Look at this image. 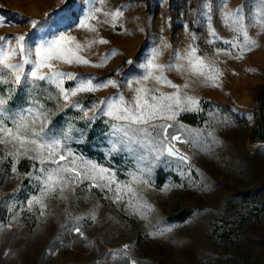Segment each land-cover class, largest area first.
<instances>
[{"label": "rangeland", "instance_id": "1", "mask_svg": "<svg viewBox=\"0 0 264 264\" xmlns=\"http://www.w3.org/2000/svg\"><path fill=\"white\" fill-rule=\"evenodd\" d=\"M225 2L230 9L241 8L246 20L261 5L259 0H211L213 26L222 38L231 39L221 18ZM200 4L201 0H108L112 10L128 6L122 17L126 31L100 25L99 35L109 43L97 44L83 55L99 63L109 50L118 54L103 67L59 65L64 72L93 76L97 81L117 79L123 85L124 80L142 75L139 65L162 40L171 47L163 51L160 62L168 63L174 51H183L192 42L189 32L195 33L200 54L216 60L223 74L219 87L191 78L192 87L185 91L199 99V110L180 111L174 121H167L188 130L178 134L192 142H174L187 162L168 155L151 162L150 172L143 175L148 184L134 185L138 198L150 209L141 207L134 213L128 207L129 197L114 202L113 192L89 189L86 181L74 193H65L67 199H48L43 215L38 207H27L31 196L39 194L36 181L24 177L34 171L33 161L27 162L26 169L17 165L20 175L12 174L7 162L0 164V264H131L132 260L137 264H264V141L251 137L264 130V32L256 26L249 29L258 47L243 59L217 57L215 49L226 46L209 44L207 23H194ZM89 7L90 0H0V36L26 34L33 47L61 34L84 41L95 36L79 28ZM30 21L38 22L36 28ZM167 75L175 84L185 83V76ZM72 84L67 81L65 87ZM123 90L131 98L132 93ZM116 91L82 93L77 99L90 105ZM48 106L53 112L68 110L63 105L56 108L51 101ZM185 114H194L197 123L184 121ZM79 115L66 116L49 127L58 131ZM78 120L73 121L77 127ZM108 133L109 129L104 138L86 143L89 151L82 141L70 147L127 183L129 173L139 174L138 161L127 152L110 153ZM159 171L165 181L157 186ZM182 209L191 210L184 220L168 218ZM93 212L95 220L89 218ZM76 226L86 239L72 230ZM125 245L129 246L127 256L114 255L122 253Z\"/></svg>", "mask_w": 264, "mask_h": 264}, {"label": "snow or ice", "instance_id": "2", "mask_svg": "<svg viewBox=\"0 0 264 264\" xmlns=\"http://www.w3.org/2000/svg\"><path fill=\"white\" fill-rule=\"evenodd\" d=\"M259 3L261 7L258 12L247 20L241 8L233 10L224 3L222 23L232 33L231 39H224L213 26L211 0H201L194 23H207L209 44L220 42L226 46L215 49L217 57L223 54L243 59L246 53L258 47L249 29L256 26L260 32H264V0H259ZM125 7L128 6L112 10L108 7V0H90L89 10L79 28L95 36L84 41L70 34H61L33 47L26 34L12 38L0 36V164L7 162L11 173L20 175L17 165L21 159L33 161L34 171L25 173L24 177L36 181L39 194L27 201L29 210L36 206L43 215L48 199H67L65 193H74L86 181L89 189L100 188L113 192L114 202L129 197L128 207L133 208L134 213L139 212L141 207L150 209L146 201L142 202L138 198L139 193L134 185L148 184L143 175L150 172L151 162L163 155L178 157L182 162L188 160L174 143L192 142L178 134L181 129L185 132L188 130L167 121H174L180 111L199 110V99L185 91L192 87L191 78L199 79L205 85L219 87V79L223 74L216 60L200 54L195 44L198 39L195 33L189 32L192 42L183 51H174L168 63L160 62L163 51L171 47L162 40L158 47L151 49L145 62L139 65L143 70L142 75L124 80L123 85L121 80L108 78L97 81L93 76H80L59 69L61 64L103 67L116 56L117 51L112 49L101 56L99 63H93L83 53L91 51L97 44L109 43L99 35L100 25H108L113 29L119 27L126 31L122 21ZM30 23L36 28L38 22ZM126 63L131 65L133 61L128 60ZM170 72L185 76V83H173L168 79L167 73ZM67 81L73 84L66 88ZM163 87L174 91L165 93L161 90ZM107 88L117 91L90 105L77 99L82 93H95ZM123 89L132 93L131 98L126 96ZM25 90L29 96L26 106H17L14 97ZM50 101L58 109L63 105L80 115L54 132L49 127L50 117L54 114L48 106ZM101 117H107L104 123L109 127V152H127L138 161L139 174L129 173L131 179L127 183L117 181L114 172L77 155L70 147L73 142H81L84 136L83 129L78 128L74 120H82L85 127H90ZM146 163L148 167L142 166ZM89 218L95 220V213L89 214ZM75 219L78 221L82 217ZM72 230L86 239L79 226ZM128 247L125 245L122 253L118 251L114 255L127 256ZM131 264L137 262L132 260Z\"/></svg>", "mask_w": 264, "mask_h": 264}, {"label": "trees", "instance_id": "3", "mask_svg": "<svg viewBox=\"0 0 264 264\" xmlns=\"http://www.w3.org/2000/svg\"><path fill=\"white\" fill-rule=\"evenodd\" d=\"M28 93L27 91H22L20 92L17 96L14 97V100L16 102V104H26L27 99H28ZM54 114L50 117L51 119V124H55L58 122V120H60L61 118H65L66 116L68 117L67 119L71 118L72 115H76L77 112H75L74 110H66V111H55L53 112ZM107 118L105 117H101L99 120H97L95 123H93L90 127H85V122L82 120H78L77 124H78V128L83 129L84 131V136L83 139L81 140L83 142V147L86 148L89 151V145L86 144L88 142H90L91 140H95L96 138H104L106 135V132L108 131L109 127L107 124L104 123V121ZM182 119L188 123L191 124H196L197 123V118L194 114H185ZM251 137L254 139H258L261 141H264V130H262V132L258 135L255 136L254 134L251 135ZM79 139V137H78ZM113 160L115 161H119L118 157L116 155L112 156ZM27 162H29V160L27 159H22L19 163V167L21 169H26V167L28 168ZM23 167V168H22ZM165 181V174H163L161 171H159L157 173L156 176V185L159 186L161 185L163 182ZM191 213V210L189 209H182L176 213H171L169 215V219L171 220H184L189 214Z\"/></svg>", "mask_w": 264, "mask_h": 264}]
</instances>
